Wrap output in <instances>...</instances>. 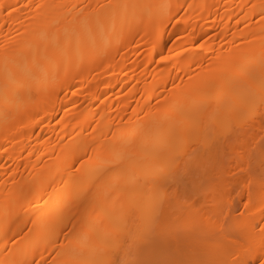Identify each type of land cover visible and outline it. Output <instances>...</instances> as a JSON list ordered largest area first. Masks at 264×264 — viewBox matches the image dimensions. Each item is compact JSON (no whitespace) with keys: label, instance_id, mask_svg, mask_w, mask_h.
<instances>
[{"label":"bare ground","instance_id":"1","mask_svg":"<svg viewBox=\"0 0 264 264\" xmlns=\"http://www.w3.org/2000/svg\"><path fill=\"white\" fill-rule=\"evenodd\" d=\"M0 2L16 6L0 10V264L88 260L105 228L143 226L171 146L264 76V0ZM236 238L234 251L261 242L255 227Z\"/></svg>","mask_w":264,"mask_h":264},{"label":"snow or ice","instance_id":"2","mask_svg":"<svg viewBox=\"0 0 264 264\" xmlns=\"http://www.w3.org/2000/svg\"><path fill=\"white\" fill-rule=\"evenodd\" d=\"M35 7L40 8L42 5ZM9 9L15 11L16 6L0 2V10ZM261 15L264 18V11ZM217 113L208 122L194 123L187 135L171 146L167 164L154 178L158 198L152 214L143 226L138 225L133 230L127 226L128 222L125 220L121 226L105 228L98 235V244L90 249L91 256L88 260H54L52 264H264V227L261 226L264 225V135L260 140L258 176L253 171L249 152L240 149V162L236 164L235 172L225 168L221 156L222 151L227 153L230 146L227 142L232 139L233 134L249 127L257 114L261 118L264 131V76L261 77L258 91L253 84L246 86L242 94L226 102L222 113L219 109ZM231 147L235 150L234 145ZM111 163L118 164L119 161ZM201 170L207 179L202 180L197 176ZM190 178L210 198L206 205L197 207L198 201L167 190L166 186L179 185ZM234 181L242 182L249 189L248 203L243 204L245 211L237 208L235 215L232 214L233 193L236 191ZM98 183L105 190L113 186L109 181L103 180V177L99 178ZM253 188L257 193L258 208L262 214L260 224L247 220L249 205L253 203ZM80 195L85 200L90 196L95 200L91 188L82 189ZM171 200L180 202L189 214L182 224H172L163 218V207ZM192 215L207 217L208 227L204 234H194ZM253 227L259 230L261 236L259 246L247 244L242 251H234L233 249H239V239L233 237L237 234L248 235ZM84 238L87 239V234ZM149 254H170L180 258L148 259L146 256ZM225 255L232 258L223 259ZM8 264H48V261L43 253H34L31 260L12 261Z\"/></svg>","mask_w":264,"mask_h":264},{"label":"rangeland","instance_id":"3","mask_svg":"<svg viewBox=\"0 0 264 264\" xmlns=\"http://www.w3.org/2000/svg\"><path fill=\"white\" fill-rule=\"evenodd\" d=\"M230 40H231L230 38L224 39L222 37L217 38L215 40L209 38L207 40V43L204 44L203 47H208V48H210L209 50L211 52H214V51L219 50L222 46L228 44L230 42ZM200 42L204 43L205 40L200 41ZM242 42H244V40L239 39L233 43L235 46V45L241 44ZM208 58H210V57H208ZM254 58H255V60H257L256 57H254ZM158 60H162V57H157L155 59L154 63H156ZM253 62H254V59L252 58L250 60V64H249V70H252V71L255 68L254 67L255 65L251 64ZM256 63H257V61H256ZM242 71H244V70H242ZM211 117H213V116L211 115ZM246 129H248L247 135H246V133L242 132L243 130H246ZM254 132H256L257 135L254 134ZM239 133H240V136H239L240 138L238 139V137H237L238 140H235L233 137L230 141L227 142L230 145L228 150H227V153H224L223 151L221 153L225 168L231 169V171H233V172H235L237 170L235 166H236V164H238L240 162L238 159V156L240 154V149H243L244 151L249 152V154L252 156L253 171L258 176L260 174L259 163H258L259 154H260V140H261V136L264 135V131H262V127H261V118H260L259 114H257L256 119L254 120V122L249 127L242 129ZM235 135L237 136V133H235ZM251 135L253 136V138L252 137L250 138ZM231 145L235 146V150H233V147H231ZM193 147H195V145H193ZM197 176L200 177V179H202V180L207 179L206 177L203 176L202 170H201V172L197 173ZM226 176H227V172H226ZM228 177H229V179L230 178L232 179V177H230V176H228ZM233 186L236 188V191L233 193L234 200L239 198V197L241 198L242 196H244L243 193H244V190L246 187L244 186V184L242 182L234 181ZM166 187H167L168 191L178 192L181 197H189V198H192V199L198 201L197 207H200L202 205H206V203L210 199L209 197H206L204 190L202 188H200L199 184L196 183L191 178L189 179V181H182L181 183H179V185H171L170 184ZM241 199H243V202L247 201L246 198L242 197ZM188 215H186V211L184 210V206L176 200H171V201L166 202L164 207H163V218L165 220H168L172 224H182L184 222L185 217H187ZM192 218L193 219L197 218V216L192 215L191 223L194 221H197V219H198L197 218L193 221ZM137 224L138 223L136 221V218H130L129 222H128V227L132 228L134 230L137 227ZM195 224L197 225L196 222L192 223L194 234H199V235L204 234V232L206 231L204 229V227H207L208 223L204 224L202 222V226H200V227H197ZM199 225H201V223ZM146 258H148V259H171V258H180V257L172 256L170 254H164V255L149 254L148 256H146Z\"/></svg>","mask_w":264,"mask_h":264}]
</instances>
